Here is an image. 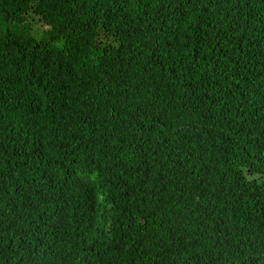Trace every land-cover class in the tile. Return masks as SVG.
Masks as SVG:
<instances>
[{
  "label": "trees",
  "instance_id": "1",
  "mask_svg": "<svg viewBox=\"0 0 264 264\" xmlns=\"http://www.w3.org/2000/svg\"><path fill=\"white\" fill-rule=\"evenodd\" d=\"M0 264H264V0H0Z\"/></svg>",
  "mask_w": 264,
  "mask_h": 264
}]
</instances>
